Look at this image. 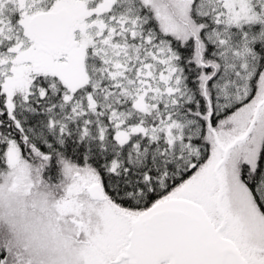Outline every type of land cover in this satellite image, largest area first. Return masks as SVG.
Instances as JSON below:
<instances>
[{
  "label": "snow or ice",
  "instance_id": "obj_1",
  "mask_svg": "<svg viewBox=\"0 0 264 264\" xmlns=\"http://www.w3.org/2000/svg\"><path fill=\"white\" fill-rule=\"evenodd\" d=\"M33 187L51 238L0 264H264V0H0V200Z\"/></svg>",
  "mask_w": 264,
  "mask_h": 264
},
{
  "label": "trees",
  "instance_id": "obj_2",
  "mask_svg": "<svg viewBox=\"0 0 264 264\" xmlns=\"http://www.w3.org/2000/svg\"><path fill=\"white\" fill-rule=\"evenodd\" d=\"M27 190V189H25ZM38 197V199L33 198V196ZM19 200V201H18ZM17 201V207H19L18 211H10L7 216L8 218L5 219L3 217H0V232L1 228L4 226L6 227L7 231L13 230V217L23 216L25 218V221L29 220L30 214L31 217L35 218L37 213H40L43 215L46 213L45 206L43 203V193L42 190L33 187L31 190L27 191L24 195H20V198ZM1 200H0V211H3V208L1 207ZM27 212L29 215H27ZM31 225L30 223H26L22 229H24L26 226L28 227ZM32 225H34V228L41 230L42 226H40L38 223L32 222ZM18 229V228H17ZM19 230V229H18ZM42 236H45V231L41 233ZM40 238H43L40 234H38Z\"/></svg>",
  "mask_w": 264,
  "mask_h": 264
},
{
  "label": "clouds",
  "instance_id": "obj_3",
  "mask_svg": "<svg viewBox=\"0 0 264 264\" xmlns=\"http://www.w3.org/2000/svg\"><path fill=\"white\" fill-rule=\"evenodd\" d=\"M19 198H20V194L9 193L8 191H5L4 199L2 201L3 211H0V217L7 219L8 218L7 214L17 207V200ZM33 198L38 199V197H36L35 194ZM49 211H51L50 208ZM12 220L13 223H15L18 227H23L26 223H30V222L38 223L40 226L44 227L47 226L49 223V212L46 211V213H44L43 215L37 213L35 218L31 217L30 215L28 221H25V218L23 216L13 217Z\"/></svg>",
  "mask_w": 264,
  "mask_h": 264
},
{
  "label": "rangeland",
  "instance_id": "obj_4",
  "mask_svg": "<svg viewBox=\"0 0 264 264\" xmlns=\"http://www.w3.org/2000/svg\"><path fill=\"white\" fill-rule=\"evenodd\" d=\"M27 191H29V190H23V192L20 194V195H24ZM2 201H3V199H2ZM19 201V200H18ZM17 201V202H18ZM19 210V207H16L14 210H12V211H18ZM27 215H29V213L27 212ZM31 215V214H30ZM34 227V226H33ZM24 230H25V232H26V234H28V235H34V237L33 238H39L41 241H44L45 243H47L48 242V240L51 238V233H47L46 232V226H44V227H42L41 228V230H39V229H37V231H36V228H29V227H25L24 228ZM45 231V236L43 237L42 236V232H44ZM38 234H40L43 238H40L39 236H37ZM34 259H37V257H34Z\"/></svg>",
  "mask_w": 264,
  "mask_h": 264
},
{
  "label": "flooded vegetation",
  "instance_id": "obj_5",
  "mask_svg": "<svg viewBox=\"0 0 264 264\" xmlns=\"http://www.w3.org/2000/svg\"><path fill=\"white\" fill-rule=\"evenodd\" d=\"M8 232H11L14 236L18 237L23 242L31 243V241L33 239L32 238V235H31V238H21L20 237L21 232H19V230L15 226L13 227V230L12 231H7L6 227H4V226L1 228V232L0 233H8ZM34 257L35 256H33L31 254V252L27 253V258L28 259L35 260Z\"/></svg>",
  "mask_w": 264,
  "mask_h": 264
}]
</instances>
